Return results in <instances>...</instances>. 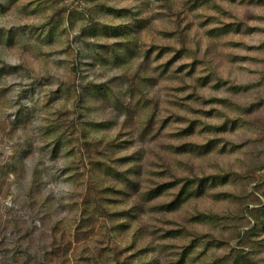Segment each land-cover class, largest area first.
<instances>
[{
  "label": "rangeland",
  "instance_id": "obj_1",
  "mask_svg": "<svg viewBox=\"0 0 264 264\" xmlns=\"http://www.w3.org/2000/svg\"><path fill=\"white\" fill-rule=\"evenodd\" d=\"M264 264V0H0V264Z\"/></svg>",
  "mask_w": 264,
  "mask_h": 264
},
{
  "label": "trees",
  "instance_id": "obj_2",
  "mask_svg": "<svg viewBox=\"0 0 264 264\" xmlns=\"http://www.w3.org/2000/svg\"><path fill=\"white\" fill-rule=\"evenodd\" d=\"M234 264H237V261H235Z\"/></svg>",
  "mask_w": 264,
  "mask_h": 264
}]
</instances>
